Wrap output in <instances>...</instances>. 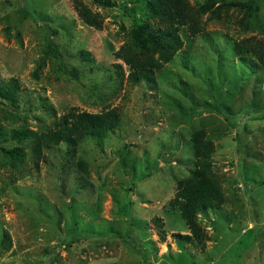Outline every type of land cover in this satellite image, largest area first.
Masks as SVG:
<instances>
[{
  "label": "rangeland",
  "instance_id": "1",
  "mask_svg": "<svg viewBox=\"0 0 264 264\" xmlns=\"http://www.w3.org/2000/svg\"><path fill=\"white\" fill-rule=\"evenodd\" d=\"M73 1L0 0V82L22 86L0 126L42 132L70 110L112 108L122 126L21 164L0 141V264H264V67L236 51L264 41V0H190L205 30L183 28V48L166 54L136 34L156 28L146 0H82L101 29ZM128 43L160 59L154 83L129 84L115 58ZM199 141L225 197L199 216L203 248L180 237L190 229L171 207L203 162Z\"/></svg>",
  "mask_w": 264,
  "mask_h": 264
},
{
  "label": "trees",
  "instance_id": "2",
  "mask_svg": "<svg viewBox=\"0 0 264 264\" xmlns=\"http://www.w3.org/2000/svg\"><path fill=\"white\" fill-rule=\"evenodd\" d=\"M106 6H112L111 0H93ZM151 8L152 19L156 28L149 25L139 27L136 31L145 43H150L153 50L166 54L178 51L184 46L181 30L186 28L196 37L205 30L202 12L193 6L190 0H146ZM74 7L80 19L87 25L102 28L99 16L92 12L82 0H74ZM237 53L250 54L257 61L256 66L264 67V41L250 37L236 45ZM116 60L122 61L129 72L128 82L132 86L144 83H154L156 72L162 67L155 52H141L134 44H124L116 53ZM123 71V65L117 66ZM21 82L13 77L0 82V106L6 112L14 114L19 107ZM123 114L118 108L104 110L101 113L70 110L56 120L53 127L39 132L33 129H5L0 126V141L10 143L2 154L9 164L26 162V156L39 161L46 150L61 144L77 147L85 140L100 142L102 138L116 132L122 126ZM202 143L196 142V153L202 157L199 168L192 177L180 183L176 197L171 201V207L179 210L182 218L190 229V234L180 236L184 241L195 246L205 247V230L199 216L210 210L217 211L225 203L224 191L218 177L212 172L211 150L203 148ZM161 236H164L162 219L156 220Z\"/></svg>",
  "mask_w": 264,
  "mask_h": 264
}]
</instances>
